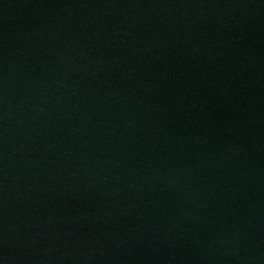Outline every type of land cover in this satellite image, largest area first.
Wrapping results in <instances>:
<instances>
[{
	"label": "water",
	"instance_id": "water-1",
	"mask_svg": "<svg viewBox=\"0 0 264 264\" xmlns=\"http://www.w3.org/2000/svg\"><path fill=\"white\" fill-rule=\"evenodd\" d=\"M0 264H264V0H0Z\"/></svg>",
	"mask_w": 264,
	"mask_h": 264
}]
</instances>
